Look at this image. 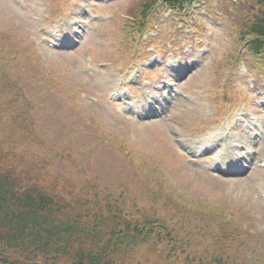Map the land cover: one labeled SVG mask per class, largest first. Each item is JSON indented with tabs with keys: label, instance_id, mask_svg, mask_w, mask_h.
I'll return each instance as SVG.
<instances>
[{
	"label": "rangeland",
	"instance_id": "1",
	"mask_svg": "<svg viewBox=\"0 0 264 264\" xmlns=\"http://www.w3.org/2000/svg\"><path fill=\"white\" fill-rule=\"evenodd\" d=\"M45 11V9H42V16H44ZM20 12H23V10L17 5H14L12 0H0V37L6 40H13L14 34L17 35L22 33L23 28L21 26L26 28L31 27L30 12L27 10L25 11L28 17L22 16ZM190 23L193 25L204 24V20L201 17V10L189 7L184 12V16H179L177 14L174 18L162 21L158 26L152 24L151 28L146 32L148 35L147 40L139 44L145 46V54L149 52L151 48L167 53L174 45L179 33ZM32 29L34 33L37 34L33 24ZM169 32H171L170 35H168ZM99 34H104L106 36L109 45L115 41L121 43L126 41L127 47L125 49L121 43H113L111 45L112 49L109 48L107 57H93V62L88 59L93 67H100V63L107 64L108 59L112 62H121L128 56L131 49V41L121 30L112 28L110 23L103 25L93 36L88 37L85 35L80 45L83 47L74 52V54H53L41 45L35 35H28L25 38L26 49L33 43V40L35 44L40 45L28 54V56H30L28 59H33L36 66L35 70L31 72L43 70L44 74L47 75L36 77L35 79H39L37 82L30 84L29 87L26 86V98H29L31 103H28L26 98L25 100L32 109V115L40 119V121L38 120L37 130L45 126V120L49 126L50 131H48V133L52 136V141L48 145L51 146V152L48 151L46 147L45 157L52 163L48 166V168L52 170L51 174L53 172H59L64 175L63 180L59 178L57 181L53 180L52 182L51 174L48 175L47 171L36 168L33 172L34 181L39 185L46 186L49 191L58 194L66 201H81L84 196H86L84 193H80L78 189L73 190L65 188L67 182H75L74 178L82 182L87 178L95 177L98 184L102 185L106 184V176L110 174H112L114 178L119 179L125 173H139V164L143 162L146 163L149 169H154V172H150L149 175H143L140 180V186L145 188L147 185H150L149 176L153 173L160 175L159 169H162L165 173L176 171V173L179 174H188V170H192V174L196 173V171H202L198 168L197 163L190 162V160L187 163L188 168L181 167L180 165L171 167L172 165L169 163L170 161L172 162L171 156L163 152L158 146L157 142L153 139L151 130H148V126L140 125L144 134L141 135V137L138 136L139 141L133 143L138 150L133 151L129 149L124 151V149H121L118 138L127 135L128 123L124 121L108 120L109 123L104 125V130L100 131L99 127H95L92 118L87 119L90 107L81 108L79 106V101L90 102L93 97L97 95V91H92L90 95L81 94L79 86L76 84L78 83L77 79H80L76 74L78 67L76 59L78 55L89 56L92 50H95L97 53L106 54L103 40L97 39ZM54 72L57 73L53 74ZM15 73L18 78L23 79L24 76L28 75L30 72L18 70L15 71ZM81 73H85L84 64ZM159 76H161V71L158 73V77ZM163 76L172 79V75L167 72L164 73ZM212 80L211 76L204 72H198L189 76L184 82L176 81V85L188 92L193 90L200 105V111L204 114L208 113V116L214 119L220 109L226 108L229 104H220L221 98L217 93L219 84H214ZM245 83L247 84V82L244 81V84ZM244 84L237 88L235 93L232 92L229 97L232 102L234 101L238 106L244 104L242 110L251 111L249 108L250 90L248 89V85L245 88ZM87 85L91 86L92 84L89 83ZM94 86L97 87L98 85ZM237 92L243 93L245 99H243L242 96H238ZM195 115V113H188L186 110L176 113L174 124L180 130L181 134L189 132L194 127L197 120ZM2 125L7 126L4 114L0 116V142L2 141L1 135L4 132L1 130ZM71 125L80 128L82 132L89 133V135L85 142L80 144L76 143L77 146L73 148L70 153L71 157L68 158L65 155L57 153V151H60L58 146L66 139L67 130L71 128ZM200 128H202V123L198 126V129ZM78 136L79 135L75 136V140ZM106 136L110 137L108 142L104 141V137L106 138ZM99 138H102L104 144H106L104 146H106V148H108L107 150L110 152L109 160L114 164L112 173L108 172V167L105 165V158H102L95 152V146ZM261 143L264 144V140H262ZM78 147L85 148V151L83 152V149H78ZM175 149L177 150V148ZM250 149L252 150L253 148L251 147ZM255 149L258 151L257 156L264 155V146L259 150L257 148ZM206 162L209 163L211 160L206 159ZM24 164L25 162L20 166L21 170L29 166H24ZM255 174L256 173H252L251 175ZM193 175L197 176L196 174ZM219 179L221 181L206 177L202 185V187L207 189L217 188L221 191L219 193L214 192V194L211 192L208 193V195H212L218 202L198 200L195 199V197H188L175 192H169L168 197L170 199L176 197L184 198L185 203L189 205L192 211L198 212V210H200L205 213L201 218L195 217L192 214H186L192 227L200 228L199 235L201 236H209L214 231L216 223L214 221L212 222L213 217L220 222V228L216 229L213 236L214 238L219 237L224 230L228 229L230 225H232V220L235 222L238 219V223H234L237 229V232L234 234V240H236L238 245L231 241H225L226 243L221 245V238L218 239L216 243H210L208 246L196 245L192 255L188 256L185 262L181 260L180 263L211 264L209 257L211 252L220 250L227 257L228 264H264V202L258 198L260 195L258 187L254 183L255 178L247 176L245 178ZM179 181L182 182L186 190L190 192L194 190L196 193H199L198 196L201 198L208 191L203 188L197 189L192 182L182 179H179ZM168 185H172V183L162 179L160 186L161 193L154 191L151 199L144 197V193L140 191L132 190L131 194L136 200L133 202L125 199L121 204V214L135 220L142 216V206L144 204H152L158 209L165 208L168 213L172 212V208L170 207L172 204L165 194V189ZM262 185H264V182ZM103 198L106 201L107 195H104V193ZM73 209L78 210V206L74 204ZM101 215H105V207L102 209ZM187 217L179 214L177 216L178 225L183 227L187 226L189 224ZM140 250L144 252L143 247H141ZM135 255H137V252ZM145 257L151 258V254L146 253ZM157 257L156 260L152 259L151 262L158 261L157 264H180L173 261L167 254V251L159 254ZM142 258V255H140L138 257L139 262L136 264H144ZM151 262H146L145 264H153Z\"/></svg>",
	"mask_w": 264,
	"mask_h": 264
},
{
	"label": "trees",
	"instance_id": "2",
	"mask_svg": "<svg viewBox=\"0 0 264 264\" xmlns=\"http://www.w3.org/2000/svg\"><path fill=\"white\" fill-rule=\"evenodd\" d=\"M47 202L48 199L43 201L28 189L16 191L10 178L0 174L1 252L30 250L33 254L44 255L55 233L60 235L61 232L68 233L77 229L74 224L70 225L65 220L53 225L49 219L53 209ZM122 223L129 229L132 222L123 220ZM38 244H42L40 249Z\"/></svg>",
	"mask_w": 264,
	"mask_h": 264
},
{
	"label": "bare ground",
	"instance_id": "3",
	"mask_svg": "<svg viewBox=\"0 0 264 264\" xmlns=\"http://www.w3.org/2000/svg\"><path fill=\"white\" fill-rule=\"evenodd\" d=\"M176 176H177L179 179H182V180H185V181L192 182V184L195 185V186H197V187H200V186L203 185L204 182H205L204 177H201V178L192 177V176L190 175V173H188L186 177H185V175H181V174H176Z\"/></svg>",
	"mask_w": 264,
	"mask_h": 264
}]
</instances>
